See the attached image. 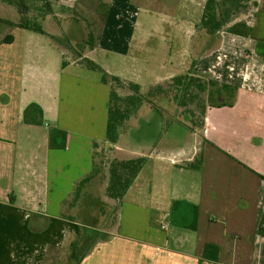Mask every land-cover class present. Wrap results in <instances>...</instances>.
Wrapping results in <instances>:
<instances>
[{
    "label": "crops",
    "instance_id": "1",
    "mask_svg": "<svg viewBox=\"0 0 264 264\" xmlns=\"http://www.w3.org/2000/svg\"><path fill=\"white\" fill-rule=\"evenodd\" d=\"M89 1L53 0L41 34L12 26L21 14L0 0V264H45L95 221L111 236L80 264H264V0H255L250 36L220 31L211 40L199 28L207 0H97L106 11L84 58L143 91L193 63L197 77L230 87L198 130L178 122L164 130L150 109L127 134L128 120L120 126L117 143L107 134L111 85L68 58L45 26ZM221 46L228 60L219 54L214 65ZM31 106L42 114L30 111L27 122ZM189 132V144L166 146ZM141 157L106 231L104 209L118 202L108 196L111 163ZM207 245L218 247L217 261L204 257Z\"/></svg>",
    "mask_w": 264,
    "mask_h": 264
},
{
    "label": "rangeland",
    "instance_id": "2",
    "mask_svg": "<svg viewBox=\"0 0 264 264\" xmlns=\"http://www.w3.org/2000/svg\"><path fill=\"white\" fill-rule=\"evenodd\" d=\"M22 1L26 8H23V10H25L26 12L24 18L31 21V23L35 21L42 25L44 21L43 18L49 15L48 12L49 9L52 8L53 0ZM15 8L19 12V9L17 7ZM105 11L106 6L104 4L97 0H90L87 5L76 6L73 11L60 10L61 14H72V17L69 18V21L67 20V18H60V21L50 20L45 26L49 32L59 34L58 37H60L61 40L59 39L58 41L60 42L61 48L65 51V53L67 52L66 56L72 59V57L75 58V56L73 55V51L84 52L85 50H87V48H89V44H95L98 35L101 31L103 15ZM254 11L255 9L250 3L247 14L245 16H241L240 19H253ZM22 17L23 16L21 15V18ZM20 21L21 20H19L17 23H20ZM0 33H2L1 27ZM211 43L210 45L212 46L215 44L214 42ZM78 44H82V46H79ZM220 50L221 51H216L212 56V59H214V65L217 63V55L221 54L222 52H225V54L228 55V50H226V47L221 46ZM195 55L197 56L196 51ZM221 55L223 57V54ZM227 60L228 58L223 57L222 63L226 64ZM193 66L194 63L192 64L191 69L185 75H189L190 78L197 80L198 78L192 70ZM168 82L169 81L163 84L165 85L164 88L168 91V94L166 96L159 94L158 97H156L155 99L156 104L160 107L162 112H165L164 115L166 118H163L161 116L163 118L162 120H164V122L166 121V124L170 123L168 122V120L170 119H173L172 123H187V126L190 128L191 132L202 128L206 108L209 105H215L216 103H218V100L222 99V97L226 94L224 93L225 89L223 90V88L219 84L218 86L210 85L206 92H201L197 88V83H195L193 86H187V88L184 89L181 86L176 85L173 81L167 84ZM149 90H146L145 93H148ZM115 91L117 92V95L119 96L120 100H114L112 102L113 106H117L123 109L124 112H126V109L130 110V117L124 126L125 133L127 134L130 128V123L138 122V114L141 113V115L144 116L151 109V104L147 100H144V102L141 103V107H138L137 102L134 104L133 100L128 97L131 92L130 89L126 86H116ZM151 91H153V89ZM160 96L163 97L160 98ZM156 114L159 115L157 112ZM169 127L170 125L167 127V129ZM119 129L120 128H118V131ZM191 132L188 133V137L186 139L185 135L179 136V142L175 141L173 143V140H171L166 143L169 144L166 146H170L172 148H179V146L181 144H184V142H192L193 136ZM147 137V127H143L142 138L146 139ZM118 210L119 202L116 201L108 205V207L104 209L103 215L105 217V220L103 221V227L109 228V230L106 231H113ZM92 226L95 227L94 231L82 232L77 238V240L75 242H72V244L66 245L59 250L51 251L50 256L47 258L45 264H76L78 260L81 259V257L93 247L96 241L101 238H107L111 236V233H103L101 227H99L101 231L97 229L99 224H97L96 221L95 223H93ZM115 230L119 231L118 228H116ZM73 251H75L74 255Z\"/></svg>",
    "mask_w": 264,
    "mask_h": 264
},
{
    "label": "trees",
    "instance_id": "3",
    "mask_svg": "<svg viewBox=\"0 0 264 264\" xmlns=\"http://www.w3.org/2000/svg\"><path fill=\"white\" fill-rule=\"evenodd\" d=\"M7 1H9L10 4L15 5L19 9L20 14L23 16L21 18L20 23H16V24L11 23L12 26H18L30 31L46 34L43 29V26L40 23L35 21L31 23V21L24 18L26 12L25 10H23V8H25V5L22 0H18V1L16 0L17 2L15 0H7ZM250 3L253 6V8L256 10L258 4L255 0H207L205 13L199 25L200 30L205 32L209 40L214 38V36L220 31H226L237 36H243V37L250 36L252 32V27L249 24V22L251 20L240 19L241 16H245L247 14ZM51 12H52V8L49 9L48 14H51ZM255 14L256 12L254 11L253 16H255ZM12 41H13V37L10 36L9 38L6 39L5 42L10 43ZM58 44L60 45V42H58ZM78 45L82 46V44H78ZM93 46L94 45L89 44L90 49H92ZM82 53H83L82 51L81 52L73 51V55L75 56V59L80 58L81 63L86 68L92 71L101 72L103 75V82L105 84L111 85V107H110V119H109L107 134L109 140L112 143L118 142L120 136L118 128H120V126L130 117L129 109H126V112H124L123 109L117 106L114 107L112 104L114 100L115 101L120 100L119 96L117 95V92L115 91L116 86L128 87L131 92L128 97L133 100L134 104L137 102L138 107H141V103H143L144 100H147L151 104V109L160 115L161 120L163 118H166L164 115L165 112H162L160 107L156 104V100H155L159 94L163 96H166L168 94V91L164 88L165 85L154 86L148 91V93H145V91H143L139 85L124 81L117 76L110 75L92 60L88 58H84ZM67 64L68 63L66 61L63 62V66H66ZM197 78L198 79L196 80L190 78L189 75H182L179 77H175L167 84L173 81L176 85L181 86L182 88L185 89L187 88V86H193L195 83H197L198 85L197 88L201 92H206L210 85L218 86V83H216L215 81L200 77ZM220 86L223 88V90L225 89V91H228L230 89V87L225 85H220ZM152 89L153 91H151ZM163 96H160V98ZM220 100L221 99H219L218 103H216L215 105H209V106H222L223 102ZM30 111L31 112L35 111L39 115L42 114L41 110L36 108L35 106L29 107L25 111V121L27 122L35 121L33 117H28ZM172 120L173 119L168 120V122H170L168 124H166V121L164 122V120H162L165 130L172 123ZM145 161H146L145 157L131 159V160L112 161L110 166V182L108 186V196L114 200H117L118 202H121L126 192L132 185L133 181L135 180V178L143 168ZM200 164L201 161L198 162L197 167L200 166ZM210 250H212V256L208 255V251ZM218 252H219L218 247L213 245H207L205 247L204 257L207 259L209 258L214 261H217ZM74 254L75 251H73V255ZM84 255L81 257V259L78 260L76 264L81 263Z\"/></svg>",
    "mask_w": 264,
    "mask_h": 264
},
{
    "label": "built area",
    "instance_id": "4",
    "mask_svg": "<svg viewBox=\"0 0 264 264\" xmlns=\"http://www.w3.org/2000/svg\"><path fill=\"white\" fill-rule=\"evenodd\" d=\"M164 228V227H163Z\"/></svg>",
    "mask_w": 264,
    "mask_h": 264
}]
</instances>
